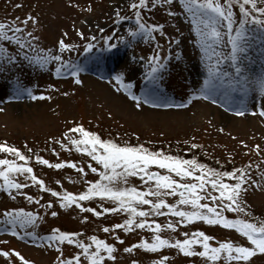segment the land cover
<instances>
[{
    "label": "rangeland",
    "instance_id": "1",
    "mask_svg": "<svg viewBox=\"0 0 264 264\" xmlns=\"http://www.w3.org/2000/svg\"><path fill=\"white\" fill-rule=\"evenodd\" d=\"M194 1L206 7L193 6L197 18L179 1L165 0L163 5L144 0L142 9L152 12L141 13L161 22L170 36L166 59L174 75L168 86L183 92L176 103L174 92L164 90L159 81H147L153 43L138 32L131 38L129 16L140 17L134 10L140 0H0V21L26 24L17 32L0 22V39L12 50L18 37L22 50L36 54L38 61V69L24 66L26 82L11 80V67L0 66L7 70L0 73V143L25 147L18 155L5 150L7 158L0 159V189L11 188L0 193V212L35 210L39 217L26 228L55 239L43 240L41 246L1 236L0 264H20L13 248L35 264H75L66 258L76 248L53 234L55 227L76 233L90 252L102 241L112 248L99 255L91 252L92 259L82 254L78 264H264V245L235 227L211 222L205 218L209 212L200 210L204 201L215 204L219 219L254 234L264 231V36L249 33L231 57L218 40L210 47L207 41L214 36L198 15L214 13L234 27L249 25L250 16L264 22V13L254 8L264 0ZM216 23L226 31L221 20ZM197 24L208 37L198 33ZM111 31L116 46L103 52L114 59L113 71L109 62L107 75L99 79L86 66L60 74L63 59L71 54L63 44H81ZM92 54L98 56L96 48ZM84 129L99 147L96 153L87 145L79 151ZM31 155L40 158L34 162ZM19 156L30 159H11ZM160 156L188 167L206 185L195 193L175 194L180 174L176 167L155 161ZM153 169L164 172L167 181L144 182ZM227 182L236 186L227 187ZM107 190L137 199H102L108 197ZM89 197L98 199L85 202ZM184 212L198 218L185 223ZM6 225L7 220L0 221V227Z\"/></svg>",
    "mask_w": 264,
    "mask_h": 264
},
{
    "label": "trees",
    "instance_id": "2",
    "mask_svg": "<svg viewBox=\"0 0 264 264\" xmlns=\"http://www.w3.org/2000/svg\"><path fill=\"white\" fill-rule=\"evenodd\" d=\"M238 2L239 3H241V2H245L244 0H238ZM247 2H249L248 0H247ZM251 2H256V1H254V0H252ZM146 3V2H145ZM145 4H144V0H140V2L137 4V6H135V11H137V15L138 16H140L141 15V13H143V14H148V12H149V9H148V11H143L142 10V8H143V6H144ZM244 5H245V3H242V5H241V7L242 8H244ZM254 8L256 9H261V11H259L260 13H264V5H262V6H260V5H254ZM141 12H140V11ZM263 10V11H262ZM145 17V16H144ZM146 18V17H145ZM138 19H140V17L138 18ZM262 19V17H260V16H250V17H248V18H246V20L248 21V23H252V24H254V25H256L258 28H263L264 29V22L263 21H260ZM263 20V19H262Z\"/></svg>",
    "mask_w": 264,
    "mask_h": 264
},
{
    "label": "bare ground",
    "instance_id": "3",
    "mask_svg": "<svg viewBox=\"0 0 264 264\" xmlns=\"http://www.w3.org/2000/svg\"><path fill=\"white\" fill-rule=\"evenodd\" d=\"M114 104L117 105L118 103L115 102ZM20 105H21V104H13V105H10V106H12V107H18V106H20Z\"/></svg>",
    "mask_w": 264,
    "mask_h": 264
},
{
    "label": "water",
    "instance_id": "4",
    "mask_svg": "<svg viewBox=\"0 0 264 264\" xmlns=\"http://www.w3.org/2000/svg\"><path fill=\"white\" fill-rule=\"evenodd\" d=\"M153 177H156V175H154Z\"/></svg>",
    "mask_w": 264,
    "mask_h": 264
}]
</instances>
